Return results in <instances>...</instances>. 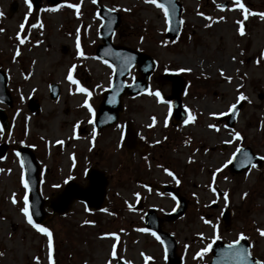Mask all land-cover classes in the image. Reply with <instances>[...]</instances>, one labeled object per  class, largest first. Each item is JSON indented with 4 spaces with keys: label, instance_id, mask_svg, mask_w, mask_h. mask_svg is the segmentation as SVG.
<instances>
[{
    "label": "rangeland",
    "instance_id": "374dc122",
    "mask_svg": "<svg viewBox=\"0 0 264 264\" xmlns=\"http://www.w3.org/2000/svg\"><path fill=\"white\" fill-rule=\"evenodd\" d=\"M177 1L181 33L167 42L164 10L146 0H64L57 6L42 0L38 9L29 8L28 0H0V71L12 100L10 106L0 102L10 125L7 132L0 128V144H8L0 159V264H166L162 244L142 231L149 207L159 216L174 208L162 192L165 184L178 187L187 204L181 218L163 225L184 264H207L210 252L202 250L211 242L242 236L264 262V236L258 231L264 230V160L239 174L229 169L239 147L264 157V97L259 98L264 93V18L259 15L264 0H240L247 12L235 0ZM97 3L120 15L114 44L145 52L157 62L149 90L124 97L119 121L99 133L92 120L102 91L111 84L112 69L94 56L101 43ZM77 39L83 55L77 53ZM70 70L87 93L67 79ZM165 71L177 72L186 82L181 101L187 123H174L169 105L155 95L157 90L170 94L169 83L155 82ZM135 75L133 68L126 81ZM50 84L59 87L56 99L49 96ZM241 94L242 108L234 127L227 129L220 113L226 115ZM30 98L38 103L37 113L27 106ZM128 121L148 145L124 148ZM22 146L39 161L43 198L68 180L84 184L91 166L109 179L103 210L89 211L75 202L68 213L53 214L40 224L52 234L51 262L48 237L21 211L27 193L16 151ZM226 209L228 228L221 220Z\"/></svg>",
    "mask_w": 264,
    "mask_h": 264
},
{
    "label": "water",
    "instance_id": "95a60500",
    "mask_svg": "<svg viewBox=\"0 0 264 264\" xmlns=\"http://www.w3.org/2000/svg\"><path fill=\"white\" fill-rule=\"evenodd\" d=\"M33 8H39L41 0H29ZM52 6L61 4L63 0H46ZM157 4H163L168 10L167 30L165 39L167 41L175 40L182 27L181 13L182 6L177 0H156ZM16 4H13L10 13L15 10ZM97 16L101 19L102 24L99 28L98 35L102 40V44L97 46L95 55L102 60H106L113 67V78L111 86L102 94L93 124L97 131L115 124L121 113L123 112L122 99L125 96L135 97L145 93L148 88V80L156 68L155 60L149 55L125 47L114 45L111 41L115 30L120 25L119 14L111 11L103 5L98 6ZM135 68L137 76L130 84L125 82L130 70ZM156 82L163 84L171 83V94L169 96L160 95L172 107V115L175 121H184L187 113L181 108L180 96L185 88L183 79L174 72H164L156 76ZM51 99L59 96V87L57 84L49 86ZM260 98L264 94L259 95ZM0 102L11 105V97L6 89V76L0 71ZM233 111L229 112L226 120L227 128H233L235 118L242 107V102L235 104ZM29 109L33 113H37L39 107L35 101L30 99ZM0 127L3 131L9 130L10 126L3 110L0 109ZM124 144L128 150H133L138 144L132 124L127 122L124 130ZM8 146L5 143L0 144V159L5 156ZM18 157L21 161L25 182L28 184L27 198L29 213L36 224H41L52 214L64 215L68 213L72 204L76 201L83 202L90 210L97 211L105 207L106 204V188L107 178L103 172L97 170L96 167L90 168L86 173L87 184L82 186L76 182H68L65 188L53 197L44 199L40 193V166L33 152L28 147H21L17 150ZM261 159L252 154L250 148H240L237 151L229 165V169L233 174L241 173L247 170L253 164L260 165ZM177 202L176 208L170 214L164 216L167 222H173L181 217L186 210L185 200L178 195L176 190L166 189ZM45 208L51 209L47 212ZM222 220L225 227L230 225V213L224 211ZM145 227L148 231L155 233L164 246V252L167 264H182L181 258L176 253L177 243L173 236L162 230L163 219L156 217L154 210L148 212L144 218ZM239 241V243H235ZM230 244L223 241H215L209 248L211 260L208 264H256L257 260L251 253L250 244L246 238H239ZM232 245L231 248L228 246ZM116 264H123L118 261Z\"/></svg>",
    "mask_w": 264,
    "mask_h": 264
},
{
    "label": "snow or ice",
    "instance_id": "6c2138e0",
    "mask_svg": "<svg viewBox=\"0 0 264 264\" xmlns=\"http://www.w3.org/2000/svg\"><path fill=\"white\" fill-rule=\"evenodd\" d=\"M95 2H96V0H93V3H95ZM146 2H147V3L156 4L157 7L164 9V11H165V16H166V17L168 16V10L165 8V6H164L163 4H157V3H156V0H146ZM235 3H236L241 9H244L245 12H247V9H245L244 5H243L242 3H240V0H235ZM69 7H74V8H77V9H78V8H79V5H69ZM29 8H31V4H29ZM259 15L261 16V18H264V13H260ZM20 27H21V29H23L24 25L21 24ZM0 31H2V30H0ZM240 34H241V35L244 34V33H243V28H242V27H241V29H240ZM23 42H24V41L21 40V43H23ZM76 46H77V53H78V55H83V53L80 52V50H79V49H80L79 39H77V45H76ZM17 54H18V53H17ZM179 71H181V72H183V71H190V69H179ZM221 74L223 75V72H222ZM67 79H68L69 81H71V83H73V84H77V91L87 93L88 90H87L86 88L80 87V86L78 85V82H77L76 80L73 79L71 70H70L69 73H68ZM228 79H230V78H228ZM89 95H90V94H89ZM155 95L159 98V97H160V92L157 91V92L155 93ZM243 99H245V97L241 94V95L239 96V99H238L237 103L239 102V100H243ZM84 106L87 107L88 110H89L90 112L92 111L91 106L89 105L87 99H85V101H84ZM235 107H236L235 104L231 105V106L229 107L228 111H229V112L233 111V109H235ZM220 115H224V113H220ZM189 119L194 120L195 117L190 115ZM185 122L187 123L188 121H185ZM150 126H151V125H150ZM209 127H213V126H212V125H209ZM93 135H95V132H93ZM239 135H240L239 133H236L237 138H239ZM57 143H62V142H61V141H58ZM237 151H239V149H237ZM260 159H261V160H264V157H260ZM230 162H231V161H229V163H230ZM252 167L254 168V167H256V165L253 164ZM166 171H167V170H166ZM216 171L219 172L220 169H217ZM168 175L172 176L173 174H172L171 172H168ZM173 178L175 179V177H173ZM70 179H71V177H70ZM177 183H179L178 180H177ZM24 187H25V188L28 187V184H27L26 182H24ZM224 196H225V200H227V193H225ZM15 202H16L15 199H13V203H15ZM21 211L23 212L24 216L27 218V221H28L29 224H31L34 228H36L38 231L44 233V234L48 237L49 260H50V262H51L52 234H51V232H49V230H48L47 228L41 227L39 224H35V223L33 222L32 216L29 214V206H28V198H27V195H25V197H24V207L21 209ZM142 231H147V230H146V229H142ZM258 231H259V233H260L261 236H264V230H259V229H258ZM153 235H155V233H153ZM241 238H243V236H242ZM157 239H159V237H157ZM235 243H239V241H236ZM210 247H211V245H209L208 247L204 248L202 251L207 252V251L209 250ZM228 247L231 248L232 245H229ZM113 248L115 249V245L113 246ZM112 255H113V256L116 255L115 250H113ZM197 255H199V253H198ZM146 259H148V258L146 257ZM256 264H264V262L256 261Z\"/></svg>",
    "mask_w": 264,
    "mask_h": 264
},
{
    "label": "flooded vegetation",
    "instance_id": "af4514ba",
    "mask_svg": "<svg viewBox=\"0 0 264 264\" xmlns=\"http://www.w3.org/2000/svg\"><path fill=\"white\" fill-rule=\"evenodd\" d=\"M160 191V190H159Z\"/></svg>",
    "mask_w": 264,
    "mask_h": 264
}]
</instances>
